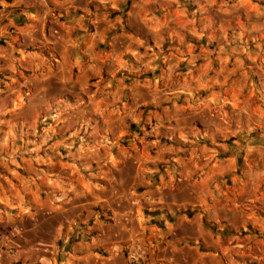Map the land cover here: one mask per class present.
Instances as JSON below:
<instances>
[{
    "label": "crops",
    "instance_id": "0c3cea01",
    "mask_svg": "<svg viewBox=\"0 0 264 264\" xmlns=\"http://www.w3.org/2000/svg\"><path fill=\"white\" fill-rule=\"evenodd\" d=\"M0 264H264V0H0Z\"/></svg>",
    "mask_w": 264,
    "mask_h": 264
},
{
    "label": "built area",
    "instance_id": "2783aa9c",
    "mask_svg": "<svg viewBox=\"0 0 264 264\" xmlns=\"http://www.w3.org/2000/svg\"><path fill=\"white\" fill-rule=\"evenodd\" d=\"M7 245L8 244L0 238V260L2 259L4 253H11L12 249Z\"/></svg>",
    "mask_w": 264,
    "mask_h": 264
}]
</instances>
